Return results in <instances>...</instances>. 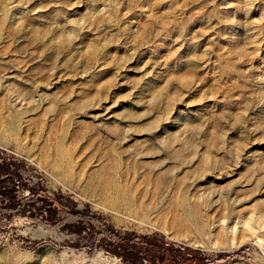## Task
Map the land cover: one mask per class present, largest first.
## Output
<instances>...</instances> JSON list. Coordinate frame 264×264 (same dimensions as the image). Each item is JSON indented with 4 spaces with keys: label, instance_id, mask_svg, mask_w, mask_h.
<instances>
[{
    "label": "rangeland",
    "instance_id": "rangeland-1",
    "mask_svg": "<svg viewBox=\"0 0 264 264\" xmlns=\"http://www.w3.org/2000/svg\"><path fill=\"white\" fill-rule=\"evenodd\" d=\"M0 164V264H264V0H0Z\"/></svg>",
    "mask_w": 264,
    "mask_h": 264
},
{
    "label": "trees",
    "instance_id": "trees-1",
    "mask_svg": "<svg viewBox=\"0 0 264 264\" xmlns=\"http://www.w3.org/2000/svg\"><path fill=\"white\" fill-rule=\"evenodd\" d=\"M0 170H2V164H0ZM11 181L12 179H9V182ZM6 182L2 181V172L0 171V218L11 216L34 203L14 194L17 188L13 191L5 186ZM66 216L72 221L68 225L70 228H75L78 224H87L88 227L83 225V231L93 233L96 230V248H104L124 264H212L208 257L189 256L185 259L176 256L174 247L166 246L165 243L157 239V236L122 234L111 228L98 216L88 213H74L73 215L67 213Z\"/></svg>",
    "mask_w": 264,
    "mask_h": 264
}]
</instances>
